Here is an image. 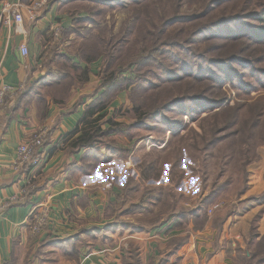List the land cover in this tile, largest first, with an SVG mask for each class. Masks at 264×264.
Masks as SVG:
<instances>
[{"label":"rangeland","instance_id":"obj_1","mask_svg":"<svg viewBox=\"0 0 264 264\" xmlns=\"http://www.w3.org/2000/svg\"><path fill=\"white\" fill-rule=\"evenodd\" d=\"M21 1L31 3L33 0ZM149 3L141 7V4L124 1L110 11L98 12L97 4L90 0H47L44 8L55 4L57 18L47 28L49 44L46 43V51L50 54L43 56V61H52L53 64L48 66L56 73L74 74L73 90L87 85L91 101L79 102L84 104L85 113L89 105L100 100L104 106L101 113L105 115L103 129L109 127V120L117 123L114 126L121 130V133L101 140L120 149L114 154L119 153L130 162L125 171L124 189L115 201L116 208H121L128 200L129 207L135 206L144 212L140 213L142 221L161 223L172 216L173 225V221L182 220L179 215L186 216L188 209L202 205L206 198L211 202L207 205L206 215L212 224L217 227L223 222L231 224L240 219V214L249 212L251 214L243 218V223H246L244 237L246 240L258 237L263 216V208L259 207L264 206V198H261L264 196V133H261L264 129L253 139L246 135L235 143L222 141L228 135V132H222L218 144L208 150L204 148L203 136L212 137L213 129L224 123L220 117L211 115L214 110L197 118L190 114L182 117L178 108L164 110L157 115L154 112L180 94H201L203 91H208L214 98L225 94L231 105L249 102L251 109L264 108V91L261 96L256 92L248 97L228 86L221 90L214 86L204 87L215 83L210 80L199 83L187 78L172 83L165 69H172L173 59L169 53L172 50L160 55L159 59H164V67L154 59L140 69L137 61L142 51L154 46L155 37L160 43L156 47L172 43L173 38L172 26L161 34V18L171 15L172 0H150ZM201 4L202 0H196L189 11ZM225 10H231L230 4ZM84 16L89 20L83 21ZM26 19L23 15V22ZM203 47L204 43L199 46L200 49ZM53 50L58 54L52 53ZM91 53L94 58L89 59ZM110 53L114 58L111 65L107 64ZM104 75L118 77L113 84L104 85ZM143 112L146 115L139 117ZM249 117L247 119L254 123L252 114L249 113ZM182 120L180 132L173 130L172 125ZM98 175L102 177L97 184L99 190L107 191L116 181L111 173L102 176L98 172ZM104 178H107L108 186H103ZM213 192L216 197L211 196ZM48 211L44 226L40 229L34 225L31 227L33 236L38 235L49 222V207ZM257 249L264 252V236Z\"/></svg>","mask_w":264,"mask_h":264},{"label":"crops","instance_id":"obj_2","mask_svg":"<svg viewBox=\"0 0 264 264\" xmlns=\"http://www.w3.org/2000/svg\"><path fill=\"white\" fill-rule=\"evenodd\" d=\"M14 1L0 0V86L19 89L0 107V207L10 203L0 210V264H264L256 256L264 206L259 236L247 240L243 218L249 212L231 224L217 227L209 220L196 227L193 218L173 225L172 216L161 223L142 221L144 212L129 207L128 200L114 206L130 162L104 149L71 152L73 132L85 113L79 102L89 103L90 94L86 85L59 102L63 97L43 61L50 54L47 28L57 18V6L32 19L29 2L19 0L27 17L20 32L2 11L4 3ZM23 44L28 55L20 51ZM40 128L47 129L44 160L38 167L14 169L19 145ZM98 172L116 180L107 191L98 189ZM42 207L50 209L49 222L33 236L31 214Z\"/></svg>","mask_w":264,"mask_h":264},{"label":"trees","instance_id":"obj_3","mask_svg":"<svg viewBox=\"0 0 264 264\" xmlns=\"http://www.w3.org/2000/svg\"><path fill=\"white\" fill-rule=\"evenodd\" d=\"M90 1L97 4L98 12L110 11L112 8L121 6V2L124 1L141 4V7L150 2V0ZM195 2L196 0H172L171 15H163L161 18L163 26L161 34L165 32V28L172 26V43H163L162 47H156L160 43L155 37L157 40L153 47L145 50L143 48L144 51L137 61L138 67L144 68L148 62H152L154 59H158V63L162 67L164 59L160 60V55L164 56L166 52L172 50L169 52L173 59L172 69L165 67L172 83L187 78L199 83L210 80L215 83L213 85L205 84L204 87L214 86L221 90L228 86L238 94L244 93L246 96L252 97L256 92H260L261 96V92L264 91V0H202L201 5L189 11ZM239 3H241L240 6ZM229 4L231 10L226 11ZM82 18L83 21L89 20L87 16ZM203 43L205 47L200 49L199 46ZM91 54H89V59L94 58V55ZM113 61L114 58L110 53L107 64L111 65ZM51 62H45L46 66ZM48 75L52 78V84L58 88L60 97H63V100L59 102L65 103L64 97H69L74 91L76 76L71 72L56 73L52 69L48 70ZM117 77L110 78L108 75H104L103 84H113ZM100 102L99 100L89 105L76 126L73 132L75 137L71 142V152H78L81 148L98 149V151L104 149L109 154L120 151L115 146L104 144L101 141L114 133H121V130L114 126L117 123H111L109 120L107 122L110 124L109 127L103 129L105 115L101 113L104 106ZM247 103L231 105L230 99L225 94L223 97L214 98L208 91H203L201 94H180L174 99L171 98L154 113L157 115L164 110L178 108L182 117L190 114L193 118H197L204 112L214 110L211 115H215V118L220 117V121L222 120L224 123H220V127L213 129L212 137L203 136L204 148L209 150L218 144L219 135L222 132H228L226 140L222 141L235 143V141H241L242 137L246 135L253 139L256 133L264 129V108L251 109ZM249 113L255 119L254 123L253 120L247 119L250 118ZM145 115L143 112L139 114V117ZM183 122L182 120L173 124V130L180 132V125ZM136 126H141V124ZM261 133H264V130ZM23 168L30 169L26 165ZM216 196L217 194L213 197ZM120 198L125 199L122 196ZM203 202L195 209H188L186 216L181 214L178 217H181L182 221L193 218L196 227L204 226L209 221L206 210L207 205L211 202H207L206 198L203 199ZM256 256L260 263L264 259V252L258 251Z\"/></svg>","mask_w":264,"mask_h":264},{"label":"built area","instance_id":"obj_4","mask_svg":"<svg viewBox=\"0 0 264 264\" xmlns=\"http://www.w3.org/2000/svg\"><path fill=\"white\" fill-rule=\"evenodd\" d=\"M47 0H33L31 3L27 5V13L29 17L34 19L38 13H40L45 6ZM23 3L19 0L14 2H6L2 6V11L6 16V22L11 23L14 22L18 27V31H23ZM20 51L22 55H28L30 50L29 47L25 44L20 46ZM19 93V89H14L9 85L0 86V107L4 105L5 101L8 97H13L14 95ZM47 138V129L40 128L37 132H35L29 139L23 141L19 147L17 152V159L13 164L14 169L18 170L24 167V165L29 166L31 168L38 167L42 161L44 160V145ZM103 186H108L109 182L107 178L102 180ZM12 200H15L14 198ZM8 204H3L0 207V210H4ZM214 208H218L215 206ZM48 208L42 207L41 209L34 210L31 214V225L36 227V229H40L42 226L46 224L48 219Z\"/></svg>","mask_w":264,"mask_h":264}]
</instances>
